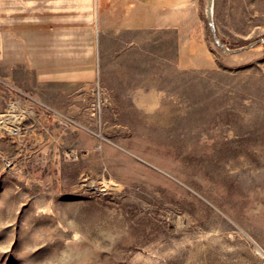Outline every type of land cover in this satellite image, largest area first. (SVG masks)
Here are the masks:
<instances>
[{
    "label": "rangeland",
    "instance_id": "1",
    "mask_svg": "<svg viewBox=\"0 0 264 264\" xmlns=\"http://www.w3.org/2000/svg\"><path fill=\"white\" fill-rule=\"evenodd\" d=\"M207 3L135 84L0 81V264H264V0Z\"/></svg>",
    "mask_w": 264,
    "mask_h": 264
},
{
    "label": "crops",
    "instance_id": "2",
    "mask_svg": "<svg viewBox=\"0 0 264 264\" xmlns=\"http://www.w3.org/2000/svg\"><path fill=\"white\" fill-rule=\"evenodd\" d=\"M206 1L0 0V81L61 89L99 72L135 84L149 65L141 60L155 58L171 30L184 33L189 17L203 22Z\"/></svg>",
    "mask_w": 264,
    "mask_h": 264
},
{
    "label": "built area",
    "instance_id": "3",
    "mask_svg": "<svg viewBox=\"0 0 264 264\" xmlns=\"http://www.w3.org/2000/svg\"><path fill=\"white\" fill-rule=\"evenodd\" d=\"M20 94L18 93L17 97H14V99H10V103L8 104V108L5 113L2 115V123H7V127L9 130L14 131V133H18L19 130V124L22 121L23 113H25V110L18 109L15 107V105L21 101H24V99H28L30 96L23 92L22 90L18 89Z\"/></svg>",
    "mask_w": 264,
    "mask_h": 264
},
{
    "label": "bare ground",
    "instance_id": "4",
    "mask_svg": "<svg viewBox=\"0 0 264 264\" xmlns=\"http://www.w3.org/2000/svg\"><path fill=\"white\" fill-rule=\"evenodd\" d=\"M207 10H208V13H209V17L212 18L213 10H214L213 0H210L208 2V9ZM216 39L218 40V37H216ZM261 253L263 254L264 252L261 250Z\"/></svg>",
    "mask_w": 264,
    "mask_h": 264
},
{
    "label": "water",
    "instance_id": "5",
    "mask_svg": "<svg viewBox=\"0 0 264 264\" xmlns=\"http://www.w3.org/2000/svg\"><path fill=\"white\" fill-rule=\"evenodd\" d=\"M210 1V0H209ZM209 20H210V23H211V25H212V20L210 19V17H209ZM212 27H214L213 25H212ZM215 35V34H214ZM216 37H218L217 35H215V38ZM218 42V41H217ZM221 46H223V44L221 45Z\"/></svg>",
    "mask_w": 264,
    "mask_h": 264
}]
</instances>
